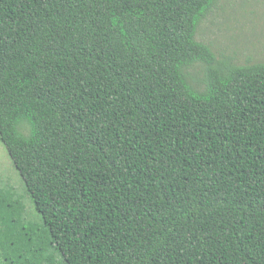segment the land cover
Here are the masks:
<instances>
[{
  "label": "trees",
  "instance_id": "1",
  "mask_svg": "<svg viewBox=\"0 0 264 264\" xmlns=\"http://www.w3.org/2000/svg\"><path fill=\"white\" fill-rule=\"evenodd\" d=\"M218 2L0 0V143L40 217L0 188L4 264H264V62L196 41Z\"/></svg>",
  "mask_w": 264,
  "mask_h": 264
},
{
  "label": "rangeland",
  "instance_id": "2",
  "mask_svg": "<svg viewBox=\"0 0 264 264\" xmlns=\"http://www.w3.org/2000/svg\"><path fill=\"white\" fill-rule=\"evenodd\" d=\"M197 42L209 46L217 60L230 58L236 65L264 62V0H219L196 29ZM191 85L201 89L203 67L190 68ZM0 188L12 190L24 203L27 217L40 221L33 211L23 180L0 143ZM60 257L57 255V261ZM0 264H4L0 258ZM58 264V263H57Z\"/></svg>",
  "mask_w": 264,
  "mask_h": 264
}]
</instances>
